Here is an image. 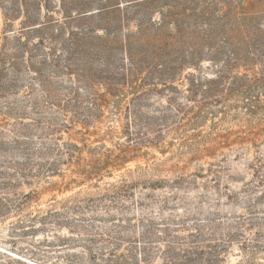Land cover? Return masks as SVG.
Instances as JSON below:
<instances>
[{"label":"rangeland","instance_id":"374dc122","mask_svg":"<svg viewBox=\"0 0 264 264\" xmlns=\"http://www.w3.org/2000/svg\"><path fill=\"white\" fill-rule=\"evenodd\" d=\"M28 20L36 24L23 27ZM240 21L254 35L251 65L232 59L220 27ZM158 22L171 46L151 51ZM138 30L128 51L126 35ZM21 31L25 50L9 46L0 75V264H106L109 248L142 239H219L225 264H264V0H0V49ZM71 38L72 85L50 50L63 63ZM227 63L218 92L184 99L188 79H214ZM70 87L74 119L31 104L44 92L62 101ZM171 118L179 122L166 126ZM166 127L160 149L124 134ZM241 131L256 135L234 140ZM211 133L233 135L189 160L191 138ZM63 144L80 148L78 164L60 155ZM46 160L56 175L45 174ZM80 169L99 171L85 180Z\"/></svg>","mask_w":264,"mask_h":264},{"label":"trees","instance_id":"16d2710c","mask_svg":"<svg viewBox=\"0 0 264 264\" xmlns=\"http://www.w3.org/2000/svg\"><path fill=\"white\" fill-rule=\"evenodd\" d=\"M244 9V8H243ZM36 24V21H25L23 23V27H31ZM153 31L154 35L151 38L147 39L146 45L151 49V51H161L169 46V42L167 41L168 37L164 34V22H158L153 24ZM8 26V25H7ZM210 26V25H209ZM218 26V25H217ZM226 26L223 31L225 32V36L223 38L225 39V43L228 47L232 50V59L233 60H243L246 64L251 65L255 62L253 57H250L253 51H249L247 53L245 50L255 44L254 35L252 33H249L245 29L246 21H240V22H231V23H225L224 25H220L221 28ZM10 27V25H9ZM12 27V26H11ZM219 28V27H217ZM229 28V30H227ZM227 30V31H226ZM214 29L207 30L208 38H215L217 35L214 34ZM14 32V30H12ZM6 33V32H4ZM139 36L135 35H126V48H128V51L139 42V40L142 37L141 30L137 31ZM22 36L23 32L21 31V38L18 37H12L11 42L7 40V38H4V44L1 46L0 49V75L2 74L4 70V66L8 61V54L7 51L11 48L9 46L15 45V48L12 49L13 54L15 56H18L22 54L25 50V42L22 43ZM249 39V41H247ZM68 45L64 44L63 51L64 55L62 58L61 63V57L54 54L55 49L51 48L52 56H54L53 60V67L56 70H60L63 68V72H65L64 75L69 79V83L73 84V75H74V65L76 61V55H77V44L76 40L73 38L68 39ZM12 43V44H11ZM40 45H44V42L39 43ZM22 46H23V52H22ZM245 51V54H244ZM229 64L223 66V68L217 69L215 72L214 79L207 80L204 77H192L188 79V94L184 96V99L188 103H195V97L196 96H205L210 97L213 96L216 92L219 91V87L223 85L227 79V71L229 69ZM33 71V69H30ZM36 75H38L34 80H36L39 84V86H42L46 82V78L41 75L38 71H33ZM161 76V75H160ZM161 78V77H160ZM242 79V78H239ZM233 85L235 87H243L241 85V82H239L238 79L234 80ZM68 93L67 98L64 100L57 101L55 97L51 96L49 93L44 92V101L43 104L38 105L37 103H31L32 106L34 104L35 110H43L45 106L49 105L52 108H56L59 113H61L64 117L65 116H71L73 119L75 118V105L72 99L73 96V89L70 87L67 91ZM45 103V104H44ZM45 105V106H44ZM98 107V105H97ZM38 112V111H36ZM201 118L200 115L194 117V121L192 123V126H196L198 124V120ZM136 118L133 120V124H135ZM73 120L67 119L66 123H62L61 126L63 128L68 129L69 125H73ZM167 122L165 125L169 124H176L179 121H174L173 118L170 119V121H164ZM253 128V127H252ZM182 127H176L174 130V133L179 135L181 134ZM168 132V127H166V130H156L153 129L149 131V133H142V132H131V131H125L124 134L126 136L127 142L131 144H135L136 146L140 145L143 147L146 146H152L155 148H164L167 141H165V135L164 133ZM261 132V130L259 131ZM246 134V135H256V133H252V131H241L238 135V133H235L234 140L240 139L243 140L244 137H242L240 134ZM164 134V135H163ZM258 134V133H257ZM233 134L227 133L225 135H220L217 133H211L208 134L207 137L204 139L198 140L196 136L194 138H191V141L189 142V151L188 156L189 160H199L202 157L213 155L214 152L218 151V149L222 148V146H226L229 144V138ZM169 143H167L168 145ZM58 151L60 152L61 156L66 157V161L71 163H77L79 159V152L80 148H78L76 145L73 144H63L59 145ZM60 162V161H58ZM78 164V163H77ZM58 165L56 162L46 160L45 161V169L44 172L47 175H56L58 170H56V167ZM99 170H96L94 172V169L88 171L85 169H80L76 173L78 176L84 178L85 180L90 178L92 175L98 174ZM25 197H28L27 195ZM57 238V237H56ZM223 241H220L219 239H200L199 241H187V242H174V241H164L161 243H156L154 241H134V242H127L123 246H115L112 249H108L106 251V264H225V261L221 259V252L223 250L222 243ZM120 247V248H118ZM124 252L120 253V250H123ZM105 255V254H104ZM102 255V256H104ZM105 257V256H104ZM33 258V257H32ZM67 264H72L71 259H66ZM33 261V260H32Z\"/></svg>","mask_w":264,"mask_h":264}]
</instances>
